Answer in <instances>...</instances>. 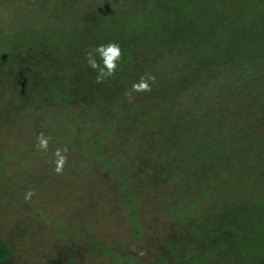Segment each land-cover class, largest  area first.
Segmentation results:
<instances>
[{
    "label": "trees",
    "instance_id": "trees-1",
    "mask_svg": "<svg viewBox=\"0 0 264 264\" xmlns=\"http://www.w3.org/2000/svg\"><path fill=\"white\" fill-rule=\"evenodd\" d=\"M17 1H30L37 31H45L8 58L7 74L24 85L22 106L31 105L32 92L37 108L50 100L60 105L64 120L56 115L52 136L64 138L61 144L69 149L90 141L85 138L93 127L100 130L90 144L96 152L107 153L101 145L107 140L114 153L152 151L154 137L167 140L164 152L172 144L174 154L154 153L165 167L175 165L163 176L180 170L176 178L183 183L196 175L189 171L200 175L195 185L187 184L189 193L181 188L183 204L175 214L185 225L197 221L194 228L207 249L233 246L210 264H227L230 256L243 264L240 252L248 240L260 249L251 263L264 264V0ZM109 42L120 46L121 59L111 77L97 82L85 53ZM147 75L154 77L150 91H132ZM46 79L50 88L42 83ZM192 193L205 201L206 195L218 196L196 214L185 211L192 202L184 198ZM177 241L175 249L193 253L187 264H203L199 240L191 250L192 243ZM10 255L1 237L0 264Z\"/></svg>",
    "mask_w": 264,
    "mask_h": 264
},
{
    "label": "rangeland",
    "instance_id": "rangeland-1",
    "mask_svg": "<svg viewBox=\"0 0 264 264\" xmlns=\"http://www.w3.org/2000/svg\"><path fill=\"white\" fill-rule=\"evenodd\" d=\"M29 2L3 0L0 5V68L6 71L0 72V238L11 246V255L3 264H56L72 259L74 264L192 263L187 260L192 252L175 249L179 239H184L181 245L192 243L190 250L199 240V252L203 253L199 258L204 260L197 257L200 263L222 261V255L226 250L232 253L233 246L207 249L202 234L194 228L197 221L190 219L193 224L185 225L175 214V206L182 203V189L189 193L187 184L195 185L200 175L189 171L196 175L187 176L183 183L176 178L180 170L170 171L175 177L163 176L175 165L165 167L154 153L164 152L167 140L154 137L155 150L134 153L127 149L114 153L107 140L101 142L107 153L96 152L90 144L99 139L100 130L93 127L85 138L90 141L80 150L69 149L61 144L64 138L52 136L56 115L58 121L62 119L60 105L50 100L43 110L37 108L38 98L32 92L28 94L31 105L22 106L24 85L19 86L16 74H7L11 69L8 58L24 42L45 32L43 27L37 31ZM42 83L50 85L48 79ZM16 90L19 94L11 99ZM96 114L91 109V115ZM38 136L47 138L46 150L37 146ZM53 145L60 146L50 149ZM174 148L168 146L167 154H174ZM58 149L64 163L56 172ZM178 160L177 155L173 161ZM183 167L191 169L188 163ZM187 196L184 200L192 203L185 211L198 214L218 195H206L207 201L194 193ZM217 205L208 208L209 213H214ZM243 244L246 251L240 252L241 260L252 264L259 245L250 240ZM226 263L239 264L233 256Z\"/></svg>",
    "mask_w": 264,
    "mask_h": 264
},
{
    "label": "clouds",
    "instance_id": "clouds-1",
    "mask_svg": "<svg viewBox=\"0 0 264 264\" xmlns=\"http://www.w3.org/2000/svg\"><path fill=\"white\" fill-rule=\"evenodd\" d=\"M121 59L120 46L117 43L109 42L107 44H101L93 49H90L85 53V60L88 67L96 74L95 78L97 82H101L108 77H111L118 66V62ZM154 80V77L147 75V77H141L140 80L131 85V90L135 92L150 91L149 81ZM38 147L40 149L47 148V138L38 136ZM57 159L55 160V171L59 172L64 163V157L60 155L58 149L55 153ZM27 198V197H26Z\"/></svg>",
    "mask_w": 264,
    "mask_h": 264
}]
</instances>
